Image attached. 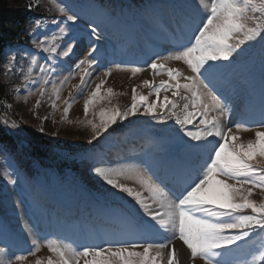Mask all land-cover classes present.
Segmentation results:
<instances>
[{
    "label": "snow or ice",
    "instance_id": "snow-or-ice-1",
    "mask_svg": "<svg viewBox=\"0 0 264 264\" xmlns=\"http://www.w3.org/2000/svg\"><path fill=\"white\" fill-rule=\"evenodd\" d=\"M50 2L55 11L66 19L53 18L51 24L56 26L58 34L53 32L51 39L36 43V47L47 54L42 58L44 63H39L34 54L26 53L31 57L26 69L17 61L16 55L8 58L6 68L8 72L18 70L21 73L28 93L23 96L25 102L30 96L39 93L35 102V107L39 108L43 98L48 95L50 106L55 110L58 107L56 101L61 98L62 85L75 74L69 71V75L60 81V86L54 80L50 81L49 77L57 72L58 67L63 68L62 63L57 60L58 49L60 56L68 57L73 54L75 47L74 35L65 42L64 47L57 41L63 40L69 32L74 33V25L79 17L71 13L66 5L55 0ZM197 3L205 14L193 29L189 42L167 54H158L147 64L154 76L166 74L168 77V80L160 81L159 85H155L154 81H143V85L151 89L150 95L156 96V101L149 103L148 96H138L134 87L132 103L126 110H101L99 124L87 121L94 133L88 140L91 144L102 133L108 132L118 120L123 122L143 108L142 115L151 117L157 123L164 124L168 120H174L180 126L179 131L183 136L196 142L186 146L202 153L203 159L193 172L181 177L176 190L169 189L147 165L144 168L133 165L93 169L105 184L127 194L139 206L143 213L139 225L144 235L162 236L163 239L146 238L143 242H127L108 247L75 246L58 239H41L28 229L30 247L27 254L16 255L11 249L0 246V264H24L28 256H35L44 246L52 253L46 264H81L82 260L84 264H165L166 249V264H180L174 244L176 240L186 246L192 261L200 259L204 264H261L264 261V241L260 243L259 254L251 259L246 257L239 243H254L255 238L264 233V198H253L257 189L264 193V131H256L255 139L246 143H236L241 139L238 133L251 131V128L242 123L236 124V133H233L232 127L223 124L222 117L229 106L210 79L211 74L223 66L218 62L227 61L230 64L245 51L244 46L251 43H260L261 64L264 68V0H207V3L205 0H197ZM39 6L40 0H33L29 8ZM40 24L41 21L37 19L33 31ZM91 36L100 39L96 27L92 28ZM96 52L97 48L89 45L84 58L74 65L75 70L83 72L81 91L77 96L82 95L91 83V71L98 64V57L93 55ZM171 61L182 62L187 66L189 74L168 67ZM37 67L42 75L39 76L38 87L33 91L27 85L37 84V80L33 79V70ZM144 70L140 66L131 68L133 75ZM110 74L111 68L105 72V76ZM50 82L52 88L49 94L45 86ZM103 83L104 81L97 84L84 102L86 118L90 106L100 96ZM15 90L17 93L20 91L19 87ZM161 91H171L173 98L164 95L163 102L160 103ZM107 92L109 96L113 95L112 89ZM69 97L63 101L65 107L62 118L65 120L72 103L77 99L71 93ZM7 107L11 108V105ZM157 108L161 110L159 114L156 112ZM188 125H193L195 130L189 129ZM11 127L16 128L18 125L13 121ZM259 127L264 128V121L260 122ZM122 177L134 180L148 195L121 183ZM5 178L8 183H16L7 172ZM35 264L45 262L36 259Z\"/></svg>",
    "mask_w": 264,
    "mask_h": 264
},
{
    "label": "trees",
    "instance_id": "trees-1",
    "mask_svg": "<svg viewBox=\"0 0 264 264\" xmlns=\"http://www.w3.org/2000/svg\"><path fill=\"white\" fill-rule=\"evenodd\" d=\"M30 4H33V0H0V42H3L0 44V55L3 52L2 46L6 38L9 41H14L11 35L19 34L36 14H43L39 10L41 6L30 9ZM4 72L5 70L0 64V108L3 110L6 105L5 102L10 97L9 87L3 79ZM7 103L11 105L9 108L12 110L11 114L17 117L23 125L24 133L28 136V144L20 147L16 138L7 136L1 123L0 143L14 152L19 150L21 153L28 154L26 158L31 156L43 164L53 165L58 161V157L54 153L55 149L71 150L74 148L75 150L78 148L75 147L77 145H87L88 140L94 134L91 124H88L87 121L100 123L99 113L101 110L99 109H92L87 118L83 116L79 121L67 118L65 123H61L50 118L45 120L42 114L33 112L27 105L23 106L9 101ZM40 111L44 112L45 117L49 115L45 109Z\"/></svg>",
    "mask_w": 264,
    "mask_h": 264
},
{
    "label": "rangeland",
    "instance_id": "rangeland-1",
    "mask_svg": "<svg viewBox=\"0 0 264 264\" xmlns=\"http://www.w3.org/2000/svg\"><path fill=\"white\" fill-rule=\"evenodd\" d=\"M66 1H70V0H66ZM194 1H197V0H194ZM205 2L207 3V0H205ZM202 9V8H201ZM205 13H204V11H203V13L202 14H200V19L199 20H197L196 21V24L194 25V28L196 27V25H198L200 22H201V20H202V18H203V16L202 15H204ZM89 14H86V15H81L80 17H85V16H88ZM173 62V64H174V62L175 63H177L176 61H172ZM180 69V68H179ZM184 70L185 71H187V66L185 65V68H184ZM126 72H130V71H119V70H114L113 72H111V74L110 75H108V76H105V74L104 75H102V78H100L99 80H97V81H101L102 79H108V81H107V83H106V87L107 88H119V84L117 83V80H118V78H120V79H125V80H127V79H129V78H131V77H133V75L131 74V73H126ZM96 81V82H97ZM96 82H94V85H95V83ZM92 87V86H91ZM92 91H94V88L92 89ZM249 100H253V97H251ZM244 136L245 137H247V140H249L250 139V137H249V133L248 132H245L244 131ZM164 141H168V140H164ZM131 184H133V187H135L136 189H138V187L131 181L130 182ZM47 248L46 246H44L43 247V249L42 250H45V249ZM42 252V251H41ZM24 264H26V261L24 262Z\"/></svg>",
    "mask_w": 264,
    "mask_h": 264
},
{
    "label": "bare ground",
    "instance_id": "bare-ground-1",
    "mask_svg": "<svg viewBox=\"0 0 264 264\" xmlns=\"http://www.w3.org/2000/svg\"><path fill=\"white\" fill-rule=\"evenodd\" d=\"M225 125V124H224ZM226 126V125H225ZM181 244L178 242V243H176V246H180ZM180 248V247H179ZM180 252V254H181V258H182V260L183 261H185L187 258H188V254H187V252H185L184 251V249L181 247V250L179 251Z\"/></svg>",
    "mask_w": 264,
    "mask_h": 264
}]
</instances>
